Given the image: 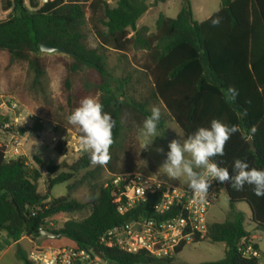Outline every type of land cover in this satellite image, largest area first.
<instances>
[{"label": "trees", "instance_id": "16d2710c", "mask_svg": "<svg viewBox=\"0 0 264 264\" xmlns=\"http://www.w3.org/2000/svg\"><path fill=\"white\" fill-rule=\"evenodd\" d=\"M168 0H156L166 3ZM0 0V13L10 11L0 21V52L7 53L15 62L27 64L34 72L33 86H43L46 61L41 45L61 47L66 68L63 93L71 112L84 97H94L115 121L107 164L115 172L117 152L125 138L127 122L130 133L137 137L138 126L150 115L153 106L161 110L158 130L176 124L186 138L198 127H209L213 119L238 127L225 146V155L213 161L232 173L236 158L246 160L250 167L264 170V0H222L220 8L209 19L197 22L192 4L182 0L176 18L160 15L156 33L138 27V21L150 8L149 0ZM115 2V6L111 5ZM90 13V22L99 41L97 49H89L84 42L83 26ZM219 20L213 25V20ZM133 32V35H132ZM126 53L131 49L145 52L142 71L148 79L146 94L139 98L129 86L131 77L117 78L108 65L109 49ZM238 93L233 99L229 89ZM9 118L0 116V133L16 131L34 138L41 136L44 124L36 120L32 126L4 129ZM256 127L253 135L251 129ZM251 136L256 151L245 137ZM64 145L56 147L62 154ZM47 193L39 192L43 174L29 166L26 158L6 161L0 150V232H6L14 242L23 237L36 242L40 227L58 214L80 213L90 207V214L82 220L70 219L62 228L46 230L61 234L81 247L96 248L104 259L116 264H176V258L158 259L147 253L128 254L112 247L98 245L100 237L109 229L127 220L157 218L154 207L157 196L132 209L126 215L118 212L115 203L116 186L113 181L94 187L90 203H81L70 196L50 198V191L73 180L92 164L85 153L58 173L53 162L45 164ZM225 184L231 212L224 222L209 224L205 240L224 244L225 257L202 264H261L259 257L246 256L240 242L250 237L246 218L235 210L238 203H246L251 210L250 222L254 231L264 232V197H257L252 186L236 191ZM202 242V241H201ZM200 242H197L198 244ZM185 247L177 250L179 255ZM19 260L31 264L22 251Z\"/></svg>", "mask_w": 264, "mask_h": 264}, {"label": "rangeland", "instance_id": "374dc122", "mask_svg": "<svg viewBox=\"0 0 264 264\" xmlns=\"http://www.w3.org/2000/svg\"><path fill=\"white\" fill-rule=\"evenodd\" d=\"M88 1L90 0H80ZM193 7L194 18L201 23L206 21L212 14L219 10L222 0H189ZM115 6V2H111ZM150 8L147 13L138 21V27H147L149 34L156 33V22L160 15L167 18H176L182 7V0H168L166 3H157L156 0H149ZM10 11L0 13V21L9 17ZM84 42L89 49H97L99 41L95 35L93 25L90 22V13H87V22L83 26ZM133 35V32H132ZM108 56V65L111 72L117 78L131 77L130 88L137 93L133 96L139 98L146 94L148 79L142 71L145 52L131 49L126 53H118L112 48L105 52ZM42 55L46 61V76L43 86L35 88L33 86L34 72L27 64L15 62L5 53L0 52V105L4 102L5 108L1 109V115L9 118L8 128H23L32 126L38 120L44 124V130L40 137L34 138L29 134L19 135L23 146L24 157L29 166L35 167L43 174L39 181V192L47 193V171L44 166L39 165L36 159L45 164L53 162L58 166V173L67 172L68 167L75 163L86 152L79 146L78 129L70 125L67 117L70 115L65 96L63 93L66 68L63 64V56L57 53H44ZM11 103H16L18 109L11 111ZM18 117V123L15 118ZM126 135L122 141L121 148L117 152V162L115 172H111L107 165H92L88 170L81 171L73 180L66 184L55 186L49 195L51 199L63 196H70L81 203H90L93 199L94 187L102 183H109L114 179H131L133 176L152 177L164 182L183 186L187 185L182 178L180 181L169 179L159 172V168L169 151L168 143L173 139H184L186 136L180 128L169 123L166 130H158L160 136L155 137L152 144L147 149H142L145 138L139 134L137 137L130 133V122ZM18 132L0 133V149L11 139L12 135L17 136ZM66 137L63 153L56 152V147L62 145L59 138ZM57 139V142H53ZM150 139V138H149ZM14 140L12 141V143ZM162 147L164 153H157L155 149ZM235 210L242 212L246 218V228L254 231V225L250 222L251 210L246 203H238ZM231 207L227 193L224 191L215 206L210 210L208 219L210 223L224 222L230 215ZM90 214V207L80 213L58 214L50 220L54 223V228L60 229L64 223L70 219L82 220ZM255 232V231H254ZM259 239L256 242L260 246L261 264H264V232L256 231ZM74 241L68 237L61 236L56 239H49L42 245H53L56 247L71 246ZM12 246L10 251L4 255L1 264H26L24 260L16 257V252L20 249L26 258L34 250L33 240L23 238L14 242L8 237L6 232H0V255L6 248ZM225 257L224 244H213L202 241L198 244L188 245L183 251L175 256L176 264H202L204 262L219 261ZM105 264H116L115 262L104 260Z\"/></svg>", "mask_w": 264, "mask_h": 264}, {"label": "built area", "instance_id": "2783aa9c", "mask_svg": "<svg viewBox=\"0 0 264 264\" xmlns=\"http://www.w3.org/2000/svg\"><path fill=\"white\" fill-rule=\"evenodd\" d=\"M47 2L48 0H41L42 5ZM5 107L3 102L0 105V115L1 109ZM17 109L18 105L11 103L10 110ZM19 120L21 118H15L16 123ZM19 135H12L8 144L0 149L6 161L25 158L20 142L22 137ZM53 142H57V139H53ZM59 142L65 145L66 137L59 138ZM113 184L117 188L114 201L121 215H126L157 196L154 210L158 217L127 220L124 224L106 231L100 237L98 245L116 248L128 254L144 252L158 259H171L176 256L179 248L206 239L210 210L225 191L224 183L213 180L208 195L200 200L188 188L140 175L131 179H114ZM47 224L40 227V232L46 230L45 226L54 228L50 219ZM240 244L246 256L259 257V252L253 248L254 243L249 237H244ZM33 245L35 248L28 258L31 264H105L106 260L96 248L81 247L76 242L63 247L37 242H33Z\"/></svg>", "mask_w": 264, "mask_h": 264}, {"label": "clouds", "instance_id": "9594fccd", "mask_svg": "<svg viewBox=\"0 0 264 264\" xmlns=\"http://www.w3.org/2000/svg\"><path fill=\"white\" fill-rule=\"evenodd\" d=\"M212 23L217 25L219 20H213ZM229 93L233 99L238 94L232 88L229 89ZM160 119V108L153 106L150 115L145 117L141 126H138L139 135L145 138L142 149H147L154 138L160 136L158 132ZM67 121L81 133L79 146L89 154L91 164L107 165L111 159L110 148L115 143L113 137L115 121L110 113L104 111V106L94 97H84L80 100L79 106L67 117ZM238 131L235 125L229 126L218 119H213L209 127H198L187 138L171 140L159 172L169 179L180 181L183 178L187 188L200 200L208 195L213 180L228 183L236 191H242L245 185H250L257 197H264V170L250 167L246 160L236 158L230 173L228 168L221 167L213 161L214 157L225 155L227 142ZM256 131V127L253 126L252 134L254 135ZM251 138L245 137L247 141ZM155 151L164 153L162 147H157Z\"/></svg>", "mask_w": 264, "mask_h": 264}, {"label": "water", "instance_id": "95a60500", "mask_svg": "<svg viewBox=\"0 0 264 264\" xmlns=\"http://www.w3.org/2000/svg\"><path fill=\"white\" fill-rule=\"evenodd\" d=\"M41 52H44V53H56V52L66 53V51L63 48L53 47V46L48 45V44L41 45ZM249 143H250L253 151H256L253 139H251L249 141ZM59 237H61V234H59V233H55V232L50 231V230H43L40 232L39 236L37 237L36 242H37V244H42L49 239H56Z\"/></svg>", "mask_w": 264, "mask_h": 264}, {"label": "crops", "instance_id": "0c3cea01", "mask_svg": "<svg viewBox=\"0 0 264 264\" xmlns=\"http://www.w3.org/2000/svg\"><path fill=\"white\" fill-rule=\"evenodd\" d=\"M217 12V11H216ZM213 15V14H212ZM211 15V16H212ZM210 16V17H211ZM209 19V18H208ZM167 183V182H166ZM181 187H184V188H187V185H183V186H181ZM250 232V237H249V239L254 243V244H257L258 245V247H259V249H260V246H259V244L256 242V240L257 239H259V237H258V235L256 234V231L254 232V231H249ZM23 238H26V237H23ZM22 238V239H23ZM27 239H29V238H27ZM30 240V239H29ZM20 241V240H19ZM16 243V242H15ZM12 246H9L8 248H6L5 250H4V252L0 255V264L2 263V258L4 257V255L6 254V253H8L9 251H10V248H11Z\"/></svg>", "mask_w": 264, "mask_h": 264}]
</instances>
